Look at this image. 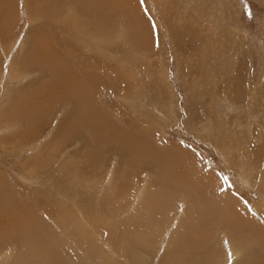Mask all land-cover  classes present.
<instances>
[{"label":"rangeland","instance_id":"obj_1","mask_svg":"<svg viewBox=\"0 0 264 264\" xmlns=\"http://www.w3.org/2000/svg\"><path fill=\"white\" fill-rule=\"evenodd\" d=\"M133 5L140 13L134 22L142 27L117 21L125 37L87 40L93 23L87 14L89 25L74 40L53 30L60 43L56 56L79 75V85L93 88L83 95L62 84L57 100L46 90L60 74L29 57L35 32L49 30L47 25L19 14L10 27L1 26L0 255L16 256L44 241L51 247L45 251L49 264H264L263 240H252L254 234L232 219L238 213L264 229V0H133ZM141 31L144 39L136 36ZM93 66L112 81L94 84L85 74ZM14 102L21 114L8 123L1 112ZM18 133L22 141L14 137ZM188 167L215 181L209 182V198L184 191L186 183L176 175ZM8 187L29 207L51 210L48 222L38 220L30 232L10 225ZM185 198L183 208L196 204L200 211L184 214L178 227L170 213ZM60 212L85 237H94L91 255L76 259L65 253L61 230L53 224L63 222ZM221 225L249 246L211 240ZM141 227L150 231L148 240L135 239ZM210 227L212 233L198 236ZM155 232L160 235L153 237ZM168 247H179L176 262L167 259Z\"/></svg>","mask_w":264,"mask_h":264},{"label":"bare ground","instance_id":"obj_2","mask_svg":"<svg viewBox=\"0 0 264 264\" xmlns=\"http://www.w3.org/2000/svg\"><path fill=\"white\" fill-rule=\"evenodd\" d=\"M19 14H23L29 20L43 22L44 24L47 25V28L49 29V30H47L46 28H41L35 32V34L33 36L34 39H32V45L30 47L29 57L31 58L32 61H33V59H36V60L39 59L40 61L49 63L51 65V67L53 69H55L57 73L60 74V77H59L60 80L58 79L57 82L53 83L49 87V88H51L54 86L53 89L47 88V90H46L50 94V97L53 96V100L54 99L57 100V98L59 97V95H58L55 98L54 95H55V92L58 91V88H61L62 84H63V86H65L68 83L69 85H71V88H72L71 90H78L83 95L88 94L89 91H91L93 89V88L92 89L90 88L91 89L90 90L85 84H84V87L79 85L80 84V81L78 78L79 75L73 74L74 72L70 71L69 67L56 56V54H55L56 49L60 47V43L57 42L56 38L54 37V32H53L54 29L60 30V33L63 34L65 36V38H70V39L74 40V34H76L78 31H81L82 28L85 29L84 26L85 25L87 26V24H88L84 18V16L86 14L88 15V19L93 17V23L91 25L92 27L90 28L89 32L86 34L87 40H89V41L106 42V41L114 39V38L125 37L126 31L124 32L122 27L116 25L117 21H119V20L125 22V25L127 26L126 28H133L134 30L136 28H138V30H141V27H142L140 21L134 22V20L138 17V15L140 13L138 11V8H136L133 5V0H0V30H1L2 25L10 27L11 24L13 22H15V20H16L15 18ZM51 22L53 24H51ZM108 24H110L109 28L107 27ZM46 25H44V26H46ZM83 29H82V31H84ZM6 32H8V29ZM3 35H5V34H3ZM136 36L139 39H144V35H143L142 31H141L140 35H136ZM1 37H3V36H1ZM65 44H63V45H65ZM59 50H60V48H59ZM29 57H28V59H29ZM14 67H16V66H14ZM14 67H13V70L11 73L12 76H14L16 74V69ZM85 74L92 76L94 84H96V82H98V81H103L105 83L112 81L111 78H109L110 76H106L107 74H105V75L101 74L94 66L90 68L89 74H88V72H86ZM105 77H107L109 79L105 80L104 79ZM13 78H15V77H13ZM114 83L116 84L117 82H114ZM87 96H89V95H87ZM27 97H29V96L25 95L23 99L25 100ZM91 97L94 98V96H91ZM42 105H40V106L35 105L34 109L35 110H41V107L43 108ZM92 105L96 106L97 104L93 103ZM99 106L101 108V105H99ZM12 107H15V110ZM19 108H20L19 105H17L14 102L8 110L1 112L2 113L1 117L6 118V121L9 123V121L11 122L12 120H14L13 118L18 113L16 110H18ZM41 113H44V112H41ZM20 114L21 113L17 114V116H19ZM3 122L5 123V121H3ZM24 133H25V131H24ZM19 135H21V134H19V133L14 134V137L17 138ZM10 139H12V136L9 138V140ZM17 139L19 141H22V138L21 139L17 138ZM12 142H13V139H12ZM177 171H178V174H177L178 176L176 175L177 180L179 182L182 181V182L186 183L187 189H184V191H186V192L189 191L188 192L189 196H192V198H196V199L199 197H201V198H203V197L209 198L210 197V195H211L210 184H213L215 181L213 183H211V181H210L211 179L208 178L209 175L205 174L203 176L200 174V172H193L191 167H190V169L188 167V168H185L183 170L181 168H178ZM184 179H186V180L188 179V181H190V182H186ZM209 182H210V184H209ZM189 187H190V189H188ZM7 191L10 194V196H12V199H13V206L11 208H9V210L7 212V216L5 218L10 222V225L13 226L14 224H17L18 226L20 225V227H18L19 231H20V229H21V231H24V230L29 231L31 228H34L36 226V224L39 222L38 220H42V221L45 220V222L46 221L48 222V218L50 217V211L51 210H47V209L43 210L44 208L41 210L40 209L36 210L32 207H29L23 198L17 197L16 195L14 196V190L12 188L8 187ZM188 195H186V196H188ZM179 199H181V197ZM172 201H173V199H172ZM181 201L185 202V204L187 203L186 198L184 200H180L179 201L180 206H178L177 208L173 207L172 213H170L171 220L173 221L174 224H177V226L179 223H184L183 222L184 218L182 219V217L187 212L190 213V217H192L195 214V211H197V210L200 211V208L198 206L194 207L196 204L191 205L189 207L187 206L188 208H183L182 207L183 203ZM196 202L198 204V202H202V201L199 199ZM199 204H202V203H199ZM224 209H226V208H224ZM207 210H209V209H207ZM211 210H213V209H211ZM137 213L140 214V211ZM229 213H231V212H229L228 210H225V211L222 210V214L228 215ZM59 215H60V217H62L63 222H62V220H60V221L54 222L53 224L61 230V233H63L64 231H65L64 234L67 233L68 237L65 238L59 232L60 233L59 239H61V243L66 246L64 248V250H65V253L67 252L68 257H70V258L74 257L77 259L79 255L83 254V252L91 255L92 253H91V250L89 248V244L95 243V240H93L94 237L91 239L89 238L90 236L88 238L85 237L84 234L86 232L83 233L81 231L80 226H78V227L76 226V223L74 222V220H71L70 218H68V216H66L65 214H62L61 212ZM230 217H231V215H230ZM139 218H140V216H139ZM232 219L234 221H237V223L240 224L241 227H245L249 230V231L246 230L247 231L246 232L245 229L243 228L244 229L243 231H245L246 234L249 233L250 231L252 232V234H254L253 237H256V239H252L253 238L252 237L251 238L252 240L256 241L257 237H258V239L261 238L259 240H263V242H264V229L259 227V226H258L259 229L256 228L250 217L236 213L232 217ZM214 220H215V218H213V221ZM64 221H65V223L67 222V225L69 224L68 228H66L64 226V224H65ZM213 221H212V223H215ZM50 222L51 221H49V223ZM164 225L167 227V229H169L168 225H166L165 223H164ZM200 225H201V223H200ZM40 226H42V224H40ZM201 226H203V225H201ZM8 227H9V225H8ZM43 227H44V225H43ZM143 227H144V225H143ZM143 227H141L138 230V231H140L139 234H137L136 231L134 232L135 233V236H134L135 239L136 238L138 240L139 239H143V240L149 239V238H147L148 236H146L145 233L150 232V231L145 230ZM160 227L161 226H159L158 228H160ZM142 228L144 230H142ZM217 228H219L218 229L219 231H217L215 229L216 233L213 232L214 235L212 232H210V231L214 230V228L212 229L211 227L208 228V230L206 229V231L205 230L203 231L200 229L199 232H197V234H198V236L199 235L202 236V233H204L203 234V236H204L205 234H208L209 232L212 233V236H210L209 238H212L211 240L216 239L217 241H220L221 242L220 246H222V243H225V242L231 243L232 245L237 246L239 249H245L247 244L249 246V244H250L249 242L243 243V241H242L243 236L241 237V235L232 231L230 228H227L226 225H225V227L222 226V227H217ZM0 229H2V227ZM59 229H58V231H59ZM157 231H158V229H157ZM241 231H242V228H241ZM5 232L7 233V231H5ZM174 232H176V231H174ZM8 233H9V231H8ZM13 233H15V232L13 231ZM134 233H133V235H134ZM156 235H157L156 232L152 233L153 237H155ZM159 235H157V236H159ZM209 235H211V234H209ZM209 235H207V236H209ZM247 235H250V234H247ZM153 237H150V238H153ZM204 237H206V236H204ZM244 238L248 239L245 236H244ZM109 239L112 240V238H110V237H109ZM206 239H208V237ZM50 240L52 243L53 239H50ZM211 240L207 241V243H210ZM259 240H258V242H261ZM45 241H47V240H45ZM170 241L172 243L173 239H170ZM222 241H225V242H222ZM263 242H261V243H263ZM204 243H206V242L204 241ZM52 245H54V247H59L58 243L57 244L53 243ZM115 246L117 247L118 250L120 249V245L115 244ZM1 248H2V246H1ZM28 248L29 249H27V250L24 248L26 251H24L23 253H19L16 256H12L13 253H11V251L4 252L3 254L0 255V264H49L48 259H47L48 256H47V253L45 251L50 249L51 247L50 246L47 247L46 243H44V241L42 243L41 242H39V243L34 242ZM93 248H94V246H93ZM96 248L97 247H95V249ZM56 250H58V249H56ZM178 250H180L179 247L178 248L177 247H168V252H167L168 258L167 259L176 262L177 261L176 256H177V254H179ZM58 255H60V253ZM101 255H103V253ZM99 257H100V255H99ZM106 257H107V260L109 261L108 256H106ZM61 259H63V258H61ZM100 259H101V257H100ZM100 259L98 258V261L102 262V261H100ZM67 261L64 262L63 264H69V262H67ZM166 261L167 260H165V262ZM255 263H256V260H255ZM259 263H261V262H259ZM195 264H198V263H195ZM256 264H258V263H256Z\"/></svg>","mask_w":264,"mask_h":264}]
</instances>
